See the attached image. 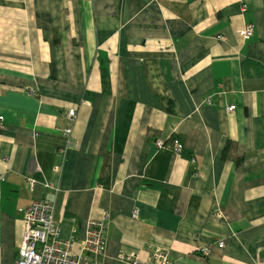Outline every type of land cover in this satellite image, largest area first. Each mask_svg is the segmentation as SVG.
<instances>
[{"label": "crops", "instance_id": "obj_1", "mask_svg": "<svg viewBox=\"0 0 264 264\" xmlns=\"http://www.w3.org/2000/svg\"><path fill=\"white\" fill-rule=\"evenodd\" d=\"M0 116V264L34 200L100 264H264V0H0Z\"/></svg>", "mask_w": 264, "mask_h": 264}, {"label": "built area", "instance_id": "obj_2", "mask_svg": "<svg viewBox=\"0 0 264 264\" xmlns=\"http://www.w3.org/2000/svg\"><path fill=\"white\" fill-rule=\"evenodd\" d=\"M245 39L253 33V25L247 24L239 32ZM217 38H221L217 36ZM234 105L226 107L232 111ZM75 115V109L67 111V126L63 132L70 135V123ZM0 120L3 117L0 116ZM160 145L161 141H157ZM175 151L181 150L179 141H174ZM29 186L33 187L34 180L26 178ZM23 222V234L17 249L14 264H100L99 259L106 249V231L102 220H89L85 230L84 238L80 241L79 248L73 252L72 240L63 239L60 236L59 225L55 219L54 206L52 202L34 200L29 205L18 209ZM136 215V211L133 212ZM219 247L223 246L220 241ZM203 255L209 254V249H200ZM126 264H168L169 256L166 251L155 248L149 260L142 262L135 255H119Z\"/></svg>", "mask_w": 264, "mask_h": 264}, {"label": "trees", "instance_id": "obj_3", "mask_svg": "<svg viewBox=\"0 0 264 264\" xmlns=\"http://www.w3.org/2000/svg\"><path fill=\"white\" fill-rule=\"evenodd\" d=\"M225 149H226V146H225Z\"/></svg>", "mask_w": 264, "mask_h": 264}]
</instances>
